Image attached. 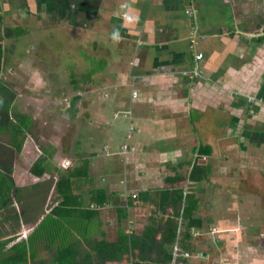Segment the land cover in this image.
I'll list each match as a JSON object with an SVG mask.
<instances>
[{"label":"crops","instance_id":"obj_1","mask_svg":"<svg viewBox=\"0 0 264 264\" xmlns=\"http://www.w3.org/2000/svg\"><path fill=\"white\" fill-rule=\"evenodd\" d=\"M0 17V43L21 39L44 107L60 114L58 137L37 144L35 117L22 112L28 128L14 154L12 204L0 210V264H52L62 245H72L78 261L95 262L100 240L161 229L167 219L177 234L164 243L172 260L159 264H264L251 251L239 255L241 226L206 216L215 203L202 199L206 186L214 197L216 189L233 196L248 187L234 163L238 176L224 181L233 143L236 156L264 161V0H0ZM195 66L199 75L191 76ZM69 111L72 121H63ZM64 132L72 149L62 147ZM39 157L44 171L34 174ZM195 163L207 167L200 182L189 177ZM67 170L78 174L72 192L81 205L63 216L53 209L60 200L55 183ZM177 187L199 199L202 225L191 228V252L180 241L187 220L181 211L170 216L171 203L162 211L165 201L156 195ZM138 251L106 264H132Z\"/></svg>","mask_w":264,"mask_h":264},{"label":"trees","instance_id":"obj_2","mask_svg":"<svg viewBox=\"0 0 264 264\" xmlns=\"http://www.w3.org/2000/svg\"><path fill=\"white\" fill-rule=\"evenodd\" d=\"M1 19V17H0ZM7 35L6 30H4ZM0 41L2 40V33L0 32ZM3 46L0 43V71L3 59ZM16 96L15 90L9 87L0 79V132L8 134L7 143L9 146L0 143V210H7L12 204V194L17 189L12 176L13 159L15 151L19 152L22 148L26 129L28 128V116L21 112H11L12 103ZM12 113V114H11ZM45 157H39L32 165L31 171L35 174H42L44 171L43 162ZM76 172L66 171L60 175L55 183V191L59 195L60 200L54 212L63 211L65 215L68 214L73 207L81 205V201H77V196L72 192V178L77 176ZM208 176L207 167L205 165L194 164L189 175L190 180L200 182ZM182 176H177L172 180L178 181ZM181 188H164L156 192L160 196V200H164V206H160L162 211L171 203L173 213L170 216H179L180 211L184 219H186L185 230L181 238V246L185 251H194V243L192 240L191 228L200 227L202 221L195 211L198 209L199 199L195 193L189 192L185 196ZM96 192H101L97 190ZM183 204V206H182ZM52 209V210H53ZM181 209V210H180ZM161 231V238L156 239V233ZM177 234V224L173 219H167L164 226L160 229L157 226H145L141 235L127 234L119 238L115 242L100 240L94 246L96 260L93 262L90 256H84L82 260H77L71 251L72 245H62L53 258L52 264H106L107 261L118 260L123 253H126L130 248H138V261L132 264H159L169 263L172 260V253L165 247L164 243L174 242ZM137 238V241L135 240ZM133 257L135 255L133 254ZM26 259V258H25ZM150 260V263L144 260ZM179 263H185L186 259L179 258Z\"/></svg>","mask_w":264,"mask_h":264},{"label":"rangeland","instance_id":"obj_3","mask_svg":"<svg viewBox=\"0 0 264 264\" xmlns=\"http://www.w3.org/2000/svg\"><path fill=\"white\" fill-rule=\"evenodd\" d=\"M1 22L2 20H0V23ZM0 32L2 33L1 26ZM17 40V43L14 39L3 40L4 42H1L3 44V55L7 58L5 60L2 59L0 79L16 92L11 112H23L34 116V123L30 134L37 144L43 143V140L49 139L52 136L58 137V124L55 127L53 124L58 121L57 117L60 114L55 111L47 110L44 107L47 100H45L46 94L41 87L42 85H39L37 81H32L33 79L29 78V71L26 67L28 59L27 56L25 57L23 55L24 44L18 37ZM66 80H69V78H66ZM70 85L71 84L68 83L65 87H69ZM59 95H66L69 98V94L66 93H60ZM72 115L71 111L67 112V115L62 117L63 121H72ZM60 122L62 121L59 120L58 123ZM61 134L63 135L62 144L64 145H62V147L64 149L66 147L72 149L73 143L70 140L69 132ZM7 138V133L0 132V143L6 142ZM233 144L232 149L237 150L233 153L235 160L232 162V158H227L230 159L228 163L230 169L227 168L225 175H223V178H225L224 181H229V178L238 176L237 173L231 170V164L234 163L238 166L237 168L242 170V175L240 176L244 178V183L248 187L238 189V194L234 193L233 196L228 195L225 190L219 192V190L216 189L215 193L218 196L214 197V188L206 186V193L202 196L203 201L205 200L204 198H208V201L215 203L213 209L207 206L208 213L206 216H225L226 219L232 220L240 225L241 229L239 230L242 231L241 242L243 246L240 247L241 243L239 240V246H237L241 249L239 255L244 256L246 252L251 251L249 254H254L257 258L264 260V161L261 159L258 161V157L250 158L247 155L236 156L235 153H239L240 146H238L239 144L237 143ZM81 147L82 146L79 148ZM236 159L238 160L236 161ZM259 162L262 163V165L260 163L261 168H258L257 163ZM195 214L197 215V213ZM246 246H251L252 248L248 251V249L245 248ZM234 247L236 246L234 245ZM230 256L231 254H228L226 257L227 260L231 258ZM209 258L212 259L210 256L207 259ZM234 258L237 259L235 256Z\"/></svg>","mask_w":264,"mask_h":264},{"label":"built area","instance_id":"obj_4","mask_svg":"<svg viewBox=\"0 0 264 264\" xmlns=\"http://www.w3.org/2000/svg\"><path fill=\"white\" fill-rule=\"evenodd\" d=\"M195 60L197 61V60H199L201 57H202V53H197V54H195ZM189 74L192 76H198L199 75V71H198V68H197V66H195L194 68H193V70H191L190 72H189ZM137 95V93L135 92V91H133L132 92V96L133 97H135ZM131 131H132V127L130 126V128H129V131H128V137H130V133H131ZM123 150H125L126 149V147H127V144H123ZM184 255L186 256V257H191V256H194V257H200V256H202V253L201 252H194L193 254H189L188 252H184Z\"/></svg>","mask_w":264,"mask_h":264}]
</instances>
